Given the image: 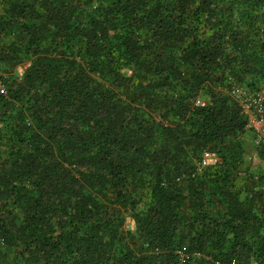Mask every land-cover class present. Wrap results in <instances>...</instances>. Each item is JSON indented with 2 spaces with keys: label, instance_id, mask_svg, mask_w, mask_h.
Wrapping results in <instances>:
<instances>
[{
  "label": "trees",
  "instance_id": "16d2710c",
  "mask_svg": "<svg viewBox=\"0 0 264 264\" xmlns=\"http://www.w3.org/2000/svg\"><path fill=\"white\" fill-rule=\"evenodd\" d=\"M238 89L264 0H0V264H264Z\"/></svg>",
  "mask_w": 264,
  "mask_h": 264
},
{
  "label": "built area",
  "instance_id": "2783aa9c",
  "mask_svg": "<svg viewBox=\"0 0 264 264\" xmlns=\"http://www.w3.org/2000/svg\"><path fill=\"white\" fill-rule=\"evenodd\" d=\"M235 93L244 112L248 115L247 128L256 133L258 141L264 144V96L258 95L255 98H249L242 89H238ZM207 156L208 153H205V157Z\"/></svg>",
  "mask_w": 264,
  "mask_h": 264
},
{
  "label": "rangeland",
  "instance_id": "374dc122",
  "mask_svg": "<svg viewBox=\"0 0 264 264\" xmlns=\"http://www.w3.org/2000/svg\"><path fill=\"white\" fill-rule=\"evenodd\" d=\"M245 139L247 140V145H248V149L251 153L250 158L251 159L253 156V159L249 160L251 163V168L254 171H258V170H262L264 171V163L260 162L257 160L256 156L254 155V153L252 154V151L254 150V145L257 142L258 138L256 136V133H254L253 131H249L247 132V135L245 137Z\"/></svg>",
  "mask_w": 264,
  "mask_h": 264
}]
</instances>
